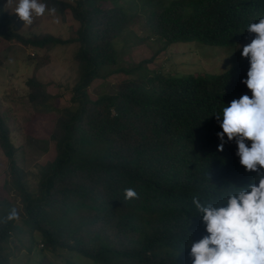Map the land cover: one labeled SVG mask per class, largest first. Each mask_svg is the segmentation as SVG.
Wrapping results in <instances>:
<instances>
[{"label":"trees","instance_id":"trees-1","mask_svg":"<svg viewBox=\"0 0 264 264\" xmlns=\"http://www.w3.org/2000/svg\"><path fill=\"white\" fill-rule=\"evenodd\" d=\"M4 1L0 40L43 51L32 56L36 70L50 63L48 52L54 47L79 44L73 55L79 80L70 106L54 105L58 97L47 92V85L28 81L34 112L57 115L48 139L33 141H43L40 148L54 155L41 167L35 190L24 183L17 148L0 114V151L21 203L18 212L14 204L0 202V264H7L6 242L20 233H37L46 249L74 252L94 264H192V243L209 235L193 198L205 206L219 205L237 188L258 183L257 173L241 165L236 141L225 143L221 152L217 135L223 131L222 108L252 96L242 82L250 61L236 52L226 70L211 75L146 65L176 43L234 48L238 38L250 34L247 25L264 16V0H139L141 5L124 0L130 17L121 0H109L111 9L99 6L101 0L75 5L41 0L78 22L76 36L66 40L18 33ZM133 6H139L136 12ZM136 15H142L147 28L142 36L129 34L131 45L154 40L156 51L131 71H108L121 51L129 50L128 40L123 48L116 44ZM120 71L126 75L113 84V94L91 97L88 89L95 80ZM125 188H134L138 198L126 200ZM39 264L54 263L42 258Z\"/></svg>","mask_w":264,"mask_h":264},{"label":"rangeland","instance_id":"rangeland-1","mask_svg":"<svg viewBox=\"0 0 264 264\" xmlns=\"http://www.w3.org/2000/svg\"><path fill=\"white\" fill-rule=\"evenodd\" d=\"M61 1L75 5L77 0ZM7 3L8 0H5L4 9L10 15L15 31L22 35L48 34L61 37L64 40L76 36L79 24L69 13L55 12L53 15L34 17L31 25H25L15 14V5L6 6ZM136 3L141 5L139 0ZM119 4L123 6L127 16L130 17L131 12L128 11V4L124 0H121ZM99 6L111 9L113 3L109 0H101ZM138 8L139 6H133V12H136ZM146 28L142 15H136L128 23L123 32V38L118 39L116 45L117 49L123 48L124 41L128 40L126 45L130 48L128 51H121L118 64L108 71L118 68L131 71L140 61L150 58L155 53L157 44L154 40L144 46L131 45L134 43V39L129 34L134 32L138 37L142 36L145 34ZM251 37V34H246L238 38L234 48H218L200 43H176L170 46L165 53L158 54L160 58H156L146 66L149 70H154L162 65L165 72L174 70L175 73L181 75L218 74L230 66L236 56L234 53L243 51V46L249 44L254 38V36ZM78 48L79 44L77 43L54 47L48 52L51 58L50 63L36 70V60L32 59V56L34 54L41 56L43 51L26 48L19 43L0 40V54L4 58V64L0 67V114L8 125L12 144L17 148V165L19 170L25 174L24 183L31 190L36 189L41 167L45 166L46 161L51 160L54 156L51 150L40 148L45 145L43 141L37 142L36 145L33 141L38 138L48 139L57 115L44 116L34 112L28 99L30 93L28 81L35 78L47 85V92L58 97L54 105L70 106L69 97L79 80L78 64L73 59ZM162 56H164L163 60ZM125 75L120 71L113 74L108 73L106 79L95 80L88 89L91 97L98 98L113 94V84L122 80ZM7 168L8 161L0 151V202H10L15 205L18 212H21L20 198L12 188V178ZM41 244L44 245L37 233L12 235L5 244L7 264H39L42 258H46L54 264H66L67 261L74 264H94L74 252L63 249H56L52 252Z\"/></svg>","mask_w":264,"mask_h":264},{"label":"clouds","instance_id":"clouds-1","mask_svg":"<svg viewBox=\"0 0 264 264\" xmlns=\"http://www.w3.org/2000/svg\"><path fill=\"white\" fill-rule=\"evenodd\" d=\"M13 4L25 25H31L34 17L55 13L41 0H8L6 6ZM246 31L255 34L242 51L250 61L242 82L252 96L243 95L222 108L218 150L222 152L225 143L235 140L241 165L257 173L258 183L237 188L219 205L205 206L193 198L209 235L192 243V264H264V16L258 23H249ZM246 141H251L250 147ZM123 195L126 200L138 198L134 188H125Z\"/></svg>","mask_w":264,"mask_h":264}]
</instances>
